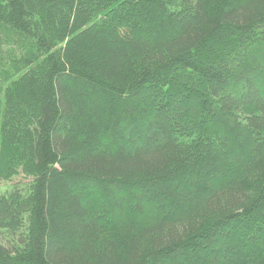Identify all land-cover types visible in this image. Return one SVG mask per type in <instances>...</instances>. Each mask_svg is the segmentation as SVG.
<instances>
[{"label":"trees","instance_id":"1","mask_svg":"<svg viewBox=\"0 0 264 264\" xmlns=\"http://www.w3.org/2000/svg\"><path fill=\"white\" fill-rule=\"evenodd\" d=\"M0 81V264H264V0H0Z\"/></svg>","mask_w":264,"mask_h":264},{"label":"rangeland","instance_id":"2","mask_svg":"<svg viewBox=\"0 0 264 264\" xmlns=\"http://www.w3.org/2000/svg\"><path fill=\"white\" fill-rule=\"evenodd\" d=\"M6 47L7 46H5V48ZM5 56H6V54H5ZM4 88H5V84H2L0 81V99H2V97H3ZM30 181H31V178L26 177L23 174H20V175L14 177L11 181L0 180V190L1 191L10 190L13 186L22 187L25 184L29 183Z\"/></svg>","mask_w":264,"mask_h":264}]
</instances>
